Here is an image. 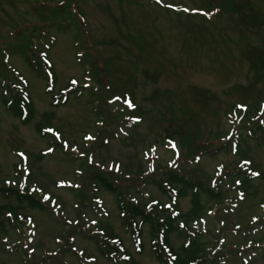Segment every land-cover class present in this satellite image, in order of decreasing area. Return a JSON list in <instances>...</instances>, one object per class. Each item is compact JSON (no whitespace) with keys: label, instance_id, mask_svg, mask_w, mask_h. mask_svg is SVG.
<instances>
[{"label":"rangeland","instance_id":"374dc122","mask_svg":"<svg viewBox=\"0 0 264 264\" xmlns=\"http://www.w3.org/2000/svg\"><path fill=\"white\" fill-rule=\"evenodd\" d=\"M252 47L264 50V0H0V185L43 207L0 198L19 210L0 232V264H159L149 227L133 238L116 197L170 207L156 186L169 174L220 193H200L201 214L176 220L177 254L197 242L202 264H264V180L241 192L225 175L247 173L246 161L264 171V134L250 136L264 130ZM7 74L30 98L27 124L2 102ZM170 188L185 215L191 191ZM113 237L128 261L98 249Z\"/></svg>","mask_w":264,"mask_h":264},{"label":"trees","instance_id":"16d2710c","mask_svg":"<svg viewBox=\"0 0 264 264\" xmlns=\"http://www.w3.org/2000/svg\"><path fill=\"white\" fill-rule=\"evenodd\" d=\"M246 60L249 65V71L253 76V82L251 85L255 86L258 83H264V50L252 47L251 49L246 51ZM27 61L29 67L35 75L43 78L44 80H47V76L46 74L42 73L39 63L33 64L31 60ZM48 68H50V66H48ZM4 77L7 81V83L4 82V85H2V87L5 88L2 93V102L4 106L10 113H12L14 117L18 118L23 124L29 123L32 119V112L30 110L31 101L28 97V94H26V92H24L23 94L18 88H16V86H14L15 84H9L8 79L10 80V76H8V74ZM13 77L15 78V81H20L19 77ZM14 89L16 90V92L13 91ZM21 89L22 91H24L23 87H21ZM68 94L69 91L64 93L65 96H67ZM66 101L67 99H65L63 103H65ZM44 130L45 128H41V125L37 126L38 134L43 138H48L49 136L45 134ZM257 131H260L264 134V130L262 128L255 127L250 131V136L252 135L251 137H253L254 134L256 135ZM43 155L44 154L42 153L40 157H38V159L41 160ZM246 167H249V171L247 173L244 172V170H236L225 174L226 177L230 180L231 184L234 179L239 178V185L236 184L235 186L234 181L233 188L235 187V189L241 190L242 192H249L251 190L250 181H252V179L264 180V171L258 172V170L256 168H253V166L249 162ZM253 173H256V176ZM99 181L102 187L109 190L110 192L116 191L115 187L111 185L108 180L100 178ZM167 182L168 185L166 186V188L165 185H163V183L165 182L158 180L156 186L165 196H167V199H169L171 204L170 207L158 208V205L153 204L152 206H149V209L145 210L141 207H138L137 205L135 206V204L126 206L123 204L124 201L122 200V195L117 194L116 198L118 200L120 217L123 220L125 227L127 226V228L131 230L133 238H136L137 235L141 233V229L143 226L149 227L151 235V251L153 252L154 257L159 262V264H202L203 262H205V258H202V254H200L201 250L197 242L189 245L187 243L186 246H183L181 248L180 254H177L169 245V238L170 235L177 230V228L174 226V223L177 219H194L198 217V213L201 214L202 207L198 202L200 193H203L208 197L215 199L219 198L220 193L211 190V188H209L202 181L193 179L187 180L175 174H169V180ZM174 184L176 186H179L180 191L183 193V195L189 190L193 195L192 197L195 201L194 207L185 215H179L175 209L177 200L180 199L182 195L179 191L171 192L170 186H173ZM0 198H4L6 200L14 199L19 206L24 204L31 209L43 208L41 203L34 196L25 192L24 190H20V188L17 189L16 187L12 186L0 185ZM18 213L19 210L17 208L12 207L8 204L0 206L1 233H5V224L7 223H9L12 228L16 229V227H14L12 224L14 222L13 218L17 217V215H19ZM10 216L13 218H11ZM103 241L105 243H103ZM100 244L98 245V249H100V251L102 249H105L106 247L107 249L112 251L111 253H114L112 255L113 257H108L114 262H122L127 257V253L121 241L115 237L111 239V242H109L107 238L103 239L101 240Z\"/></svg>","mask_w":264,"mask_h":264},{"label":"snow or ice","instance_id":"6c2138e0","mask_svg":"<svg viewBox=\"0 0 264 264\" xmlns=\"http://www.w3.org/2000/svg\"><path fill=\"white\" fill-rule=\"evenodd\" d=\"M156 2L157 3H162V0H156ZM168 7H173L172 5H169ZM131 106V105H130ZM86 139H92V137H86ZM246 163H248L247 161H246ZM254 175L256 174V173H253ZM45 199H48V197L47 196H45L44 197Z\"/></svg>","mask_w":264,"mask_h":264}]
</instances>
